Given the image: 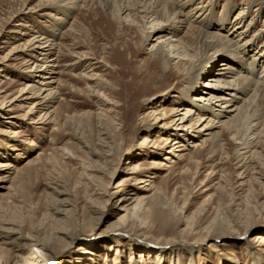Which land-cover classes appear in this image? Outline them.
<instances>
[{
	"label": "rangeland",
	"instance_id": "1",
	"mask_svg": "<svg viewBox=\"0 0 264 264\" xmlns=\"http://www.w3.org/2000/svg\"><path fill=\"white\" fill-rule=\"evenodd\" d=\"M204 1L216 13L232 5L228 21L245 9L244 25L255 24L250 36L264 29V0ZM105 2L80 0L68 8L52 6L54 0H0V177L8 162L20 169L0 181L12 186L3 199L8 224L0 227L42 240L59 227V240L45 241L46 259L27 240L0 232V264H264V241L256 238L264 236V140H254L251 151L260 154L251 158L232 129L217 123L197 132L198 122L176 131L189 146L183 158L173 156L162 140L170 131L154 118L190 103L195 92L181 101L172 97L185 83L177 73L164 74L153 54L164 39L145 42L126 13ZM188 33L179 28L178 38ZM36 36L54 40L59 59L58 98L38 112L37 99L19 96L37 79L24 64ZM38 153L41 159L27 165ZM165 155L174 159L169 167ZM134 166L137 174H129ZM150 175L153 183L143 187L139 178Z\"/></svg>",
	"mask_w": 264,
	"mask_h": 264
},
{
	"label": "bare ground",
	"instance_id": "2",
	"mask_svg": "<svg viewBox=\"0 0 264 264\" xmlns=\"http://www.w3.org/2000/svg\"><path fill=\"white\" fill-rule=\"evenodd\" d=\"M79 1L54 0L52 6L65 5L68 7L71 5L68 8H72ZM104 1H106L108 9L115 7L118 15L126 13L124 18L139 29L143 37L142 40L145 42L154 37H156V40L164 39L157 45L153 54L156 57L158 56L157 58L160 57L158 60L162 63L164 74L177 73L184 77L183 82L185 83L180 91L171 93V96L177 97L181 101L188 98L190 93L195 92L190 94V103H183L173 107L169 115L162 114V117L154 118L155 122L161 121V128L169 129V135L166 138H162V140L165 145L171 147L170 150L172 152L174 151L173 156L183 158L182 152L189 146L181 140L180 134L176 131L187 132L189 129L192 130L198 122H200L198 127L201 126V128L197 132H206L217 123H220V126L227 130L232 129L230 133L237 135L236 138L241 139L238 144L241 149H244L243 152L250 153L248 157L254 158L255 155L260 154L256 148L254 151H251V148L258 147L257 143L264 140V135H262L264 134V128L258 130L257 127L260 125L264 126V112H262L264 110V45L258 42V36L261 34V36H264V29L260 28L259 33L254 31L251 36L249 35L255 24L253 25L254 22L250 21L244 25L245 9H240L238 14L231 21H228L227 17L229 14L227 12L233 7L232 5L228 6V3L223 5L221 12L216 13L214 9L208 8V2L205 3L204 0L194 3L191 7L189 6L190 8L185 6L190 5L192 0ZM146 24H150L151 27L150 31L144 33ZM179 28H187L189 31L187 39H184V37L178 38ZM210 28L215 30L209 31ZM221 30H224L225 33ZM31 41V58L25 60L24 64L27 67H31L28 70L33 72L37 79H35V83L27 85V90L22 88L19 96H22V100L37 99L32 108H36V112H38L58 98V94L54 91V84L57 83L59 85V81L56 79V74H59L56 71L57 67H59V59L55 57L57 51L54 46V40L46 38V36H36ZM14 55V59L21 58L15 53ZM82 56L88 58L87 54ZM219 58L222 59L220 63L217 61ZM174 59H177V61L173 62ZM97 62H103V60ZM95 63L96 61L93 62V64ZM234 63L239 66H234ZM260 66L262 67L261 69ZM253 67L254 70L252 69ZM258 69H260L259 72ZM203 78H206L204 84L206 89L199 90L198 82ZM250 92L251 95L248 97L247 95ZM177 100H171L170 102ZM240 102L241 104H239ZM156 111H151L152 115L157 114ZM193 114L197 116L196 121L190 122L189 120L192 118L190 116ZM169 116L173 118L165 121L166 118L170 119ZM262 117L263 119L260 121ZM40 119L33 118L31 123H41ZM54 119L53 117V121ZM251 123L253 124L251 125ZM241 127L242 129L246 127L244 132L240 129ZM245 131L248 132L246 133ZM189 133L182 135H188ZM250 135L255 136L253 140H248ZM191 137H193L192 134ZM146 140L148 138L145 137L144 141ZM254 140H257L255 145H253ZM203 142L205 143L204 139L201 143L195 140L191 144L197 147L201 146ZM34 144L36 143L32 141L31 145ZM41 154L38 153L34 160L26 164H33L35 161H39ZM164 159L169 160L162 161L163 165L168 167L170 166L169 163L174 160L169 155H165ZM12 163L8 162L1 165L9 169V171H6L7 175L0 177L1 183L6 182L7 177H10L15 172L16 175L14 177H17L20 172V169ZM151 163L154 166L160 164L156 160H152ZM136 166L132 168L134 170L129 171V174H137ZM135 177V175L131 176V178ZM152 178L155 177L152 175L147 178L141 177L139 178V183L143 187L149 186L153 183ZM3 190H6V192ZM11 190V185L0 186V223L2 224H8L5 220H8L6 211L10 206L4 203L3 199L9 196ZM54 191L56 192L53 188ZM8 192L9 194H7ZM128 199L130 198L124 197L121 201ZM138 200L136 199L134 205L136 210L141 203V200ZM55 211L60 212L58 207L55 208ZM44 215L52 216L48 212L44 213ZM58 228L55 227L50 237H43V240L34 236H25L24 238L14 228L5 230L0 227V232H5L7 235L10 233L15 235L12 238L27 240L31 247H36V251L46 259L50 252L46 254L44 250H51H48L45 241H58L59 237L55 234V229ZM256 238L262 240V242L264 241V236L260 234ZM3 250L4 248L0 249V254H2ZM22 263L33 264L27 262L26 259Z\"/></svg>",
	"mask_w": 264,
	"mask_h": 264
}]
</instances>
